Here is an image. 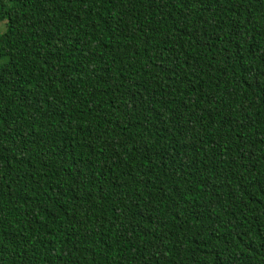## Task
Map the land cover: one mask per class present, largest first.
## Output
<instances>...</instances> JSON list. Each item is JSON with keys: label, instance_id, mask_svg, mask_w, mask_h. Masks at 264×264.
<instances>
[{"label": "trees", "instance_id": "1", "mask_svg": "<svg viewBox=\"0 0 264 264\" xmlns=\"http://www.w3.org/2000/svg\"><path fill=\"white\" fill-rule=\"evenodd\" d=\"M0 24V264H264V0Z\"/></svg>", "mask_w": 264, "mask_h": 264}, {"label": "rangeland", "instance_id": "2", "mask_svg": "<svg viewBox=\"0 0 264 264\" xmlns=\"http://www.w3.org/2000/svg\"><path fill=\"white\" fill-rule=\"evenodd\" d=\"M3 29V25L2 24H0V30H2Z\"/></svg>", "mask_w": 264, "mask_h": 264}]
</instances>
